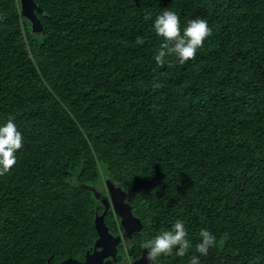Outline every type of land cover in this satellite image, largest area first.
Masks as SVG:
<instances>
[{"label":"trees","instance_id":"trees-1","mask_svg":"<svg viewBox=\"0 0 264 264\" xmlns=\"http://www.w3.org/2000/svg\"><path fill=\"white\" fill-rule=\"evenodd\" d=\"M36 2L41 36L0 0V123L24 136L0 176V264L83 259L103 173L141 220L132 257L181 219L193 248L157 264H187L204 228L200 264H264V0ZM165 9L211 29L185 64L154 60Z\"/></svg>","mask_w":264,"mask_h":264},{"label":"clouds","instance_id":"clouds-1","mask_svg":"<svg viewBox=\"0 0 264 264\" xmlns=\"http://www.w3.org/2000/svg\"><path fill=\"white\" fill-rule=\"evenodd\" d=\"M155 33L163 38L159 51L154 55L158 65L171 63L166 57H175L176 62L185 64L193 59L205 40L211 35L208 21L202 18L188 20L181 27L179 15L172 10L165 9L153 20ZM159 87V84L156 85ZM24 146V136L14 119L9 118L0 123V176L13 170L17 164L18 152ZM199 239L195 243V253L188 257L187 264H200V256L207 255L216 245V236L204 228L201 229ZM147 250L148 264H156L159 257H184L193 248L185 222L176 219L171 227L159 234L145 239L141 245Z\"/></svg>","mask_w":264,"mask_h":264},{"label":"water","instance_id":"water-1","mask_svg":"<svg viewBox=\"0 0 264 264\" xmlns=\"http://www.w3.org/2000/svg\"><path fill=\"white\" fill-rule=\"evenodd\" d=\"M19 8L22 18L29 23L31 33L35 36H41L44 29L38 15H43V11L36 0H19ZM90 189L97 200V209L100 206L104 208L101 214L96 213L94 219L93 225L97 239L93 252L86 254L84 262L69 258L60 264H119L118 255L122 237L120 235L113 236L110 233V228L106 224V217L110 211L119 219L120 226L126 233L139 231L142 227L140 218L135 215L133 207L128 202V195L121 186L110 180L107 181L108 196L103 195L93 187ZM146 256L147 250H144L142 257L134 264H148Z\"/></svg>","mask_w":264,"mask_h":264},{"label":"flooded vegetation","instance_id":"flooded-vegetation-1","mask_svg":"<svg viewBox=\"0 0 264 264\" xmlns=\"http://www.w3.org/2000/svg\"><path fill=\"white\" fill-rule=\"evenodd\" d=\"M117 221L119 222V219H117ZM120 225V223H119ZM110 228V227H109ZM140 231V230H139ZM139 231H132V232H128L126 233L120 226V231L117 232V233H114L110 230V233L113 235V236H117V235H120L122 237V244L120 246V251H119V255H118V262L119 264H134L135 261H137L139 258L142 257L143 255V251L146 250L144 249L143 247L141 248V251H140V254L137 255L135 258L131 256V251L133 250L134 248V245H133V238L135 235H137L139 233ZM141 233V232H140ZM95 244V243H94ZM93 247L94 245L85 253L84 255V258L83 259H76V260H79L81 262H84L86 260V254L88 252L92 253L93 252ZM71 259H74V258H71ZM63 262V261H62ZM62 262H59V263H56V264H60ZM49 264L50 261H49Z\"/></svg>","mask_w":264,"mask_h":264},{"label":"rangeland","instance_id":"rangeland-1","mask_svg":"<svg viewBox=\"0 0 264 264\" xmlns=\"http://www.w3.org/2000/svg\"><path fill=\"white\" fill-rule=\"evenodd\" d=\"M108 176L105 175V173L102 174V185L99 186V189L101 190V192L104 194V195H107L108 196V190H107V181L108 180ZM116 217V216H115ZM117 221V220H115ZM137 240L141 239V237H136ZM140 241V240H139Z\"/></svg>","mask_w":264,"mask_h":264}]
</instances>
